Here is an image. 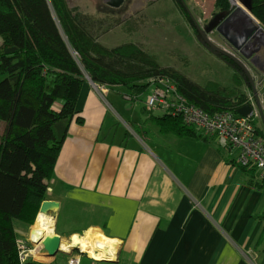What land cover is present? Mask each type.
I'll use <instances>...</instances> for the list:
<instances>
[{"label": "crops", "instance_id": "obj_1", "mask_svg": "<svg viewBox=\"0 0 264 264\" xmlns=\"http://www.w3.org/2000/svg\"><path fill=\"white\" fill-rule=\"evenodd\" d=\"M125 95L83 87V122H71L48 190L60 204L49 228L63 242L97 230L119 243L116 262L80 254L81 264H264V189L215 141L162 133L145 95Z\"/></svg>", "mask_w": 264, "mask_h": 264}, {"label": "trees", "instance_id": "obj_2", "mask_svg": "<svg viewBox=\"0 0 264 264\" xmlns=\"http://www.w3.org/2000/svg\"><path fill=\"white\" fill-rule=\"evenodd\" d=\"M216 6L231 10L228 0H217ZM180 7L196 30L192 16ZM252 15L264 28V0H252ZM105 24L72 10L67 0H0V121L6 124L0 140V264L18 263L22 233L17 225L33 226L48 198L68 128L73 120L83 122L77 106L88 79L128 96L145 94L153 80L169 78L189 105L210 116H239L248 104L245 90L250 87L238 73L233 88L214 82L202 86L160 66L133 43L104 47L98 38ZM149 117L164 134L214 141L180 118ZM258 134L264 138L263 131ZM240 169L249 185L264 189L255 171Z\"/></svg>", "mask_w": 264, "mask_h": 264}, {"label": "rangeland", "instance_id": "obj_3", "mask_svg": "<svg viewBox=\"0 0 264 264\" xmlns=\"http://www.w3.org/2000/svg\"><path fill=\"white\" fill-rule=\"evenodd\" d=\"M67 2L72 10L89 15L97 21L106 22L98 38L99 43L104 47L112 49L115 46L133 43L147 55L155 58L160 66L174 68L202 86L214 82L226 88L234 87L232 69L201 45L197 31L193 30L191 24L188 23L180 7L185 6V10L193 20L203 28L212 16L220 11L216 6L217 0H182V5L176 0H126L118 9L110 8L104 3V0H67ZM228 3L232 9L233 1L228 0ZM254 19L256 18L254 17ZM117 20L121 23L115 25ZM250 25L263 28L259 22L258 24L253 22ZM213 39L217 44L223 46L216 37ZM258 48H261V52L258 53L259 67L249 65V68L257 81L256 89L264 95V38H260L256 42L255 49ZM2 79L0 78V81ZM149 92L150 88L144 94L145 97L143 96L144 102ZM245 93L248 97L247 105H249V98L253 96L251 88L250 91L245 90ZM257 121L258 129L264 132V103L258 111ZM5 128L6 124L0 121V140ZM35 225L33 226L35 227ZM64 225L66 222L61 220L59 226L63 227ZM22 233L26 234L27 231ZM65 240L70 243L71 239ZM70 252L73 255L81 254L78 248H72ZM83 256L86 255L83 254ZM67 260V256L59 254L53 262L54 264H64L67 263Z\"/></svg>", "mask_w": 264, "mask_h": 264}, {"label": "built area", "instance_id": "obj_4", "mask_svg": "<svg viewBox=\"0 0 264 264\" xmlns=\"http://www.w3.org/2000/svg\"><path fill=\"white\" fill-rule=\"evenodd\" d=\"M252 77L254 83H256L257 81L253 75ZM94 88L103 97H106L110 89H112L111 87L98 85L94 86ZM263 103L264 95L256 89L255 95L253 94L249 98V106L253 109L252 115L242 117L226 112L210 116L202 110L189 105L178 93L174 81L169 78H158L153 80L150 85L145 108L149 115L180 118L186 126L194 128L205 137L213 138L219 149L234 157L233 159L238 167L255 171L258 179L263 182L264 138L258 134V127L255 123L258 118V111ZM50 218L53 219L52 217ZM53 220L55 221V219ZM49 227H52V225L49 224ZM34 229L35 227L32 230ZM31 231L27 235L21 234L17 241V264H50L42 261L43 251L40 245L31 244ZM67 264H81V255H73L71 253L68 256Z\"/></svg>", "mask_w": 264, "mask_h": 264}, {"label": "water", "instance_id": "obj_5", "mask_svg": "<svg viewBox=\"0 0 264 264\" xmlns=\"http://www.w3.org/2000/svg\"><path fill=\"white\" fill-rule=\"evenodd\" d=\"M125 1L126 0H104V3L110 8L118 9L125 3ZM239 2L246 9L249 16H251L253 19H250V17L242 12L241 8L234 4V13L231 14L227 19H225V13H220L205 29L201 28L195 22L197 37L201 45L213 56L225 63H234L235 66L242 71L241 75L243 76L245 82L249 80L252 86L251 89L253 92H255L254 79L251 72L249 71L245 59L259 53L261 48L255 49L254 53L249 55L245 52V48L248 45L255 46L258 37L264 38V30L263 28H260L256 25H250V23L253 22L255 24H258V21L254 19V16L252 15V0H239ZM237 15L243 16L246 24L249 23L248 27H246V24L241 25L237 21ZM249 26L251 27L249 28ZM212 31H216L218 34H220L227 41L229 47L224 48L216 45L209 37V33ZM88 82H90L93 86H96V84L91 82L89 79ZM238 114L242 117H248L253 114V109L251 106L246 105L238 111ZM59 210V203L53 201H45L40 208L39 214L46 215L55 219ZM30 242L32 245H40L41 250L43 251V262H50L56 259L59 254H64L66 256H70L71 254L70 251L67 253L61 250L62 237L60 235H57L55 232H52V234H47V232H42L39 229L35 228L31 231ZM119 249L120 248H118L116 254V259L101 261L108 263L116 262L117 257H119L120 254Z\"/></svg>", "mask_w": 264, "mask_h": 264}, {"label": "bare ground", "instance_id": "obj_6", "mask_svg": "<svg viewBox=\"0 0 264 264\" xmlns=\"http://www.w3.org/2000/svg\"><path fill=\"white\" fill-rule=\"evenodd\" d=\"M232 1L236 6L241 8L245 15L250 17V19H253L251 16H249L245 8L242 7L239 1ZM54 222L55 221L50 217L39 214L35 228H38L42 232H47V234H52L53 229L49 228V224L53 225ZM72 248H78L81 253L96 261L114 260L116 259L119 243L115 240L105 237L97 230H90L87 232L85 237L74 235L71 238L70 243L65 241L62 243V251L68 253Z\"/></svg>", "mask_w": 264, "mask_h": 264}, {"label": "flooded vegetation", "instance_id": "obj_7", "mask_svg": "<svg viewBox=\"0 0 264 264\" xmlns=\"http://www.w3.org/2000/svg\"><path fill=\"white\" fill-rule=\"evenodd\" d=\"M220 13H225V14H226L225 19H227L231 14L234 13V7H232V9L229 10V11H227V12H226V11H219L217 14H214V15L212 16V18L208 21L207 25H205V27H203V29H205L206 27H208V25H209V24L215 19V17H216L218 14H220ZM237 17H238V18H237V21H238L241 25L246 24V23H245V19L243 18V16H241V15H237ZM225 19H224V20H225ZM195 22H196V21H195ZM196 23H197V22H196ZM248 25H249V23L246 24V27H248ZM250 27H251V26H250ZM215 34H216V35H215ZM209 37L212 39V41H213L216 45H218V46H220V47H224V48H228V47H229V44L227 43V41H226V40H225L220 34H218L216 31H212V32H210V33H209ZM214 37H216L217 40H219V41L223 44V46L220 45V44H217V43L215 42V40L213 39ZM260 38H261V37H258L257 41H258ZM254 51H255V46H254V45H248V46L245 48V52H246L248 55L254 53ZM259 52H261V49H260ZM255 55L257 56L258 53H257V54H254V55L251 56L250 58H246V59H245V62H246V64L248 65V68L250 67L249 65H251V66L253 65V66L255 67V65L258 66V63H260V61H258V60H260V58H255V57H254ZM244 58H245V57H244ZM226 64H227L228 66L231 67L233 73H238V74L243 78V76L241 75L242 71H241L238 67H236L234 63L226 62ZM250 69H251V68H249V71H250ZM243 81L245 82L244 79H243ZM245 84L247 85V87L252 88V86H251L249 80H247V81L245 82ZM254 87H255V83H254ZM251 91H252V89H251ZM252 93L255 95V93H256V89H255V92L252 91Z\"/></svg>", "mask_w": 264, "mask_h": 264}]
</instances>
